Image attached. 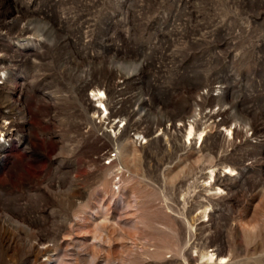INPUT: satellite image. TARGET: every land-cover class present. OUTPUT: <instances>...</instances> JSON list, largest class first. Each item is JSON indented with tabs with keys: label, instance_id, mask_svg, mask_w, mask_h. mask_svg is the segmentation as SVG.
<instances>
[{
	"label": "rangeland",
	"instance_id": "rangeland-1",
	"mask_svg": "<svg viewBox=\"0 0 264 264\" xmlns=\"http://www.w3.org/2000/svg\"><path fill=\"white\" fill-rule=\"evenodd\" d=\"M25 36L0 61V264H264V0H0V51ZM96 90L167 131L123 130L118 188Z\"/></svg>",
	"mask_w": 264,
	"mask_h": 264
},
{
	"label": "built area",
	"instance_id": "built-area-1",
	"mask_svg": "<svg viewBox=\"0 0 264 264\" xmlns=\"http://www.w3.org/2000/svg\"><path fill=\"white\" fill-rule=\"evenodd\" d=\"M30 36L25 37H15L14 45H9L7 49H4L0 51V61L4 60L3 58H12V55L16 54V51L20 49L19 55L17 58H22L24 55V52L26 53V49L22 50L23 45H26L27 43H24V40L29 38ZM32 38V37H30ZM34 40V39H33ZM35 42V41H34ZM16 44L20 45L19 49L16 48ZM26 47V46H24ZM16 57V56H15ZM3 68V69H2ZM0 68V84L4 83L6 80H8V72L4 67ZM103 91V90H102ZM104 96H96L93 95L95 92H90L89 94V100L92 105L94 104L101 110V115L98 113H91L90 116H92L93 121V127L96 128L95 130V137L98 139L100 143V150L95 154L96 156L94 158L98 159L99 162L108 168H112V182L114 184V188H118L121 183V140L119 139L121 133H123V130L126 129V126L128 125V119H125V114L116 113L112 115L113 127L112 129L110 127H107V123L100 122L99 116H105L106 118L109 114V110L106 109V104L108 106V100H107V92L104 90ZM107 93V94H106ZM110 95V94H109ZM114 102L110 101V107L112 108V111L120 110L121 108H125L124 101L122 103V99L120 101V96L118 93H114ZM102 100V103H99V100ZM113 100V99H112ZM127 108V107H126ZM9 120H5L4 122H8ZM3 122V123H4ZM2 123V124H3ZM9 123L6 125L0 124V143L4 144L6 147H9L10 144L14 141H16V138L12 132V130L9 128ZM115 130L116 133L113 132ZM138 132H135L132 129H126L124 132V136L121 139L126 138V140L131 143L132 145L140 146L142 143H144L145 139L143 135L147 132L142 128L136 129ZM167 132L164 127H152L150 128L149 132L146 134H150L149 137H159V135H163ZM144 133V134H143ZM167 134V133H166ZM161 138V137H159ZM17 142V141H16ZM19 145V144H18Z\"/></svg>",
	"mask_w": 264,
	"mask_h": 264
},
{
	"label": "bare ground",
	"instance_id": "bare-ground-1",
	"mask_svg": "<svg viewBox=\"0 0 264 264\" xmlns=\"http://www.w3.org/2000/svg\"><path fill=\"white\" fill-rule=\"evenodd\" d=\"M94 95H96V96H104V92H102L101 90H96ZM112 102H114V99H113ZM99 103H102V100L101 99L99 100ZM106 109L108 111L107 106H106ZM91 110H92L93 114L98 113L99 115H101V113H102L101 110H100V108H98L97 106L95 108H92ZM113 112L114 111H112V115H114ZM109 116H110V113L108 114V116L106 118H104L105 116H99L100 122L105 123L106 120L109 121ZM10 122H11V120H10ZM113 122H114L113 120H112V122H110V121H109V123L107 122V124H109L108 127H110L111 129L114 126L113 125ZM178 126H180V123L178 124ZM182 126H183L182 129H183V138H184V140L191 141V139H194L195 140V143L196 142H199V141H200V143L203 142V139H204V136H205V130L204 129L197 130L196 127H195V125H194V122L193 121L192 122L191 121H188L187 123H184ZM113 132L116 133V135H117V132L115 130H113ZM227 133L228 134H231L232 132L229 129H227ZM143 137L145 139V141H144V143H145L147 141V137H145V135H143ZM144 143H142V145ZM226 168H227V172H232V169L231 168H228V167H226ZM213 177H214V169H211L208 172V175H207V178H208L207 185L210 186L211 181L213 180ZM215 190H219V188H216ZM205 215H206V210L204 212V216ZM48 251H49V248L47 247V245H43L42 252H48ZM214 258H215V256H214L213 253H211V254H209L207 256V259L209 261L213 260ZM219 259H220L221 263L222 262H225V257H220Z\"/></svg>",
	"mask_w": 264,
	"mask_h": 264
}]
</instances>
